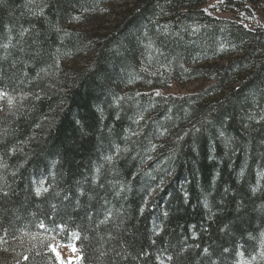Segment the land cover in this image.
<instances>
[{"label": "trees", "instance_id": "obj_1", "mask_svg": "<svg viewBox=\"0 0 264 264\" xmlns=\"http://www.w3.org/2000/svg\"><path fill=\"white\" fill-rule=\"evenodd\" d=\"M206 2L0 0V264H264V27L216 17L264 0ZM100 15L94 36L74 30ZM197 61L186 76L215 79L210 101L135 93ZM116 146L127 151L112 171ZM72 236L80 261L59 263L51 245Z\"/></svg>", "mask_w": 264, "mask_h": 264}, {"label": "rangeland", "instance_id": "obj_2", "mask_svg": "<svg viewBox=\"0 0 264 264\" xmlns=\"http://www.w3.org/2000/svg\"><path fill=\"white\" fill-rule=\"evenodd\" d=\"M206 4L202 9L206 10L208 13H211L209 11V8L212 7V4L215 2H224L226 0H206ZM219 13L216 14L217 19H220L221 21H226L229 23H233L236 25H241L246 30H251L253 27V19L254 16L257 15L261 22L262 26L264 27V3H258L256 5H252L250 7H247L245 5H235V6H221L219 8ZM107 15L111 14L112 12L109 10L106 12ZM108 17L106 16H96L94 20L77 25L75 24L73 26L74 30L85 32L87 33L88 37L94 36L96 33H98L100 30H102L104 27L107 26ZM90 53H86L83 55L76 56L73 59H66L62 62V67H65L66 69H79L83 67L89 60ZM227 59H229V56H225L223 58H219L217 60H214L215 62L209 61V63L212 64H205V65H213L214 67H220L221 65L225 64L227 62ZM204 63L201 61H197L194 63L188 62L183 64L184 73L182 74H176V73H169V72H162V77H159L157 80H151L150 82H142V81H136L133 85L135 87V93L138 94H153L154 97H156L157 93L161 95V97H192L197 96L204 92V98H202L200 101H202V104L206 101H210L211 99L215 98L217 96L214 92H209L206 94L205 92L208 91L209 87L214 84L213 81L215 79L211 80H205L204 78H198V79H191L188 78L186 75L188 74V71L195 68L203 67ZM145 80V79H144ZM229 83V81H228ZM228 84L224 83L222 84V87L226 88ZM158 96V95H157ZM8 103V100L6 96H4L2 93H0V115L3 113L4 108L6 107ZM198 106V105H197ZM199 107V106H198ZM189 121H185L184 124ZM168 133L164 132L162 134H159L157 138L154 139L151 152L155 153L157 150L163 148L164 143L166 142L168 138ZM76 240L75 236L71 237V240L69 243L62 245L57 242H54L51 245V251L53 252L54 256L56 257L57 261L59 263H79L80 258L74 248L73 242ZM53 248H55V252L53 251ZM57 254H59V258H57Z\"/></svg>", "mask_w": 264, "mask_h": 264}, {"label": "snow or ice", "instance_id": "obj_3", "mask_svg": "<svg viewBox=\"0 0 264 264\" xmlns=\"http://www.w3.org/2000/svg\"><path fill=\"white\" fill-rule=\"evenodd\" d=\"M26 32H27V29H23L19 33V36L21 38V41H20L21 42V47L19 48V51H21V52L25 51V49L22 46V43H23V37H24ZM8 39H9V43L3 45L4 49H8L9 48V46L11 44V40H12L11 35L8 37ZM13 47H15V46H13ZM16 63H17V61H13V67H15ZM157 95H159V93H157ZM9 104L11 105V101H9ZM126 151H127V148L121 149L119 146H116L115 155H111L110 154V155L105 156V161L107 162V164L112 165V169H111L112 171H115V161H116V159L121 155V153L126 152ZM101 167H103V165H101ZM96 172L99 174L100 168H97ZM262 178H264V176H262ZM92 180H93V183H95L96 180H97V177L94 176L92 178ZM110 185H111V187H112V189L114 191L115 196H120L122 192H126L127 191V185L126 184H120L118 181L117 182H110ZM256 190L257 189H253V191H256ZM48 191H49V188L47 186H44V182L41 181V182H38L37 186L35 187L34 195L36 197H40L43 194L48 193ZM78 191H80V189H78ZM8 194L9 193H8V191L5 188L0 187V196H7ZM56 194L59 195V193H56ZM81 195H83V192H81ZM65 198H67V197H65ZM89 199H91V197H89ZM105 203L107 204L108 202L105 201ZM145 203H146V201H145ZM205 207H207V204H205ZM143 211H144V209L141 208L140 209V213L143 214ZM105 212H106L105 219L102 220L101 223H107V222L112 220V217H113L112 211L110 209H105ZM121 216L123 217L124 214L121 213ZM89 218H91V217L89 216ZM120 223H123V218L121 219ZM116 226L119 227V225H116ZM0 227H2V226H0ZM40 227L43 228L44 225L41 224ZM225 227H227V226H225ZM154 231H155V229H154ZM157 234H158V232H157ZM53 251L55 252V248H53ZM203 251L205 253H207L208 250L204 249ZM224 251L227 252L228 249L225 248ZM57 258H59V254H57ZM30 259H31V257H29V256H25L24 257L25 261H28ZM168 259L172 260L173 257L169 256Z\"/></svg>", "mask_w": 264, "mask_h": 264}]
</instances>
